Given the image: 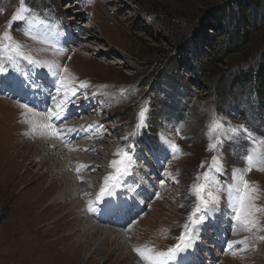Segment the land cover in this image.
Masks as SVG:
<instances>
[{"label": "rangeland", "instance_id": "1", "mask_svg": "<svg viewBox=\"0 0 264 264\" xmlns=\"http://www.w3.org/2000/svg\"><path fill=\"white\" fill-rule=\"evenodd\" d=\"M232 2L0 0V69H6L9 61H20L19 79L26 87L36 81L34 67L44 72L45 80L63 77L65 87L53 85L59 98L66 90L69 101L82 102L83 97L92 107L86 110L93 119L77 145L87 160L72 173L82 178L77 179L76 189L79 213L67 198L54 200L74 160L58 173L61 164L55 162L49 145L30 148L35 140L25 116L27 106L14 108L11 103L17 100L0 95V264H148L135 249L154 256L175 245L197 206L195 188L201 184L206 188L205 198L208 191L221 197L202 225L204 233L206 224L219 221L211 241L223 239L222 246L213 243L209 248L208 258L200 256L202 264H264V102L250 90L253 80L247 78L264 50V18L250 32L252 41L239 52L241 43L235 51L226 49L232 45L226 33L231 31L230 23L221 35L209 30V35L219 39L215 54L226 49L213 66L203 69L199 61L214 54L202 44L193 58L186 54L205 20ZM13 48L21 58L14 56ZM187 89L192 91L189 97ZM177 98L187 106L179 118L160 111L162 104L176 105ZM142 110L147 112L146 126L141 129L136 125ZM234 112L251 124V132L233 120ZM78 122L70 123L74 124V131H69L73 137L84 128ZM166 132H175L176 137L169 138ZM50 134L54 139L57 130ZM218 142V147H209ZM133 144L131 173L123 178L117 197L122 202L143 201L145 207L135 214L137 206L132 204L123 219L128 227L146 213L159 227L151 236L140 223L134 224L130 232L135 247L131 249L127 245L131 241L124 243L120 230L110 226L118 222V215L107 218L106 236L102 227H108L93 217L107 214L99 211L96 196L103 178L114 171L110 162L119 159L118 150ZM168 148L174 151L171 157L166 155ZM98 164L100 169H95ZM150 165L160 172L158 180L163 184L158 187L149 184L155 180L148 171ZM85 175L90 185L85 184ZM241 177L253 190L252 223L247 225L235 220L228 201L229 190ZM84 204L90 206L88 221L82 215ZM189 252L185 256L192 255Z\"/></svg>", "mask_w": 264, "mask_h": 264}, {"label": "bare ground", "instance_id": "2", "mask_svg": "<svg viewBox=\"0 0 264 264\" xmlns=\"http://www.w3.org/2000/svg\"><path fill=\"white\" fill-rule=\"evenodd\" d=\"M106 1H107V4H110L111 2H113V0H106ZM71 6H72V4L69 5V7H71ZM20 66H21L20 63L12 62V65L10 67H8V69L11 68L12 71H14V73L17 74V73L21 72L19 70ZM24 70H26V69H24ZM34 70H35V73L33 74V76L36 80L35 84L39 86V90H37L36 87H34L33 90H31L30 88H28V86L19 88V85L23 84L20 81L19 76L17 75L16 79H15V77H14V79L8 78L7 74H6L7 70H4L3 72H0V76L7 77V79L4 81L2 88H0V95L5 97V98L9 97L13 100H17L18 103H16V102L11 103V105L14 108H17L20 110L21 107L27 106L26 107L27 109L24 108L27 110V112L24 111L23 113L25 114V112H26L25 116H27V119H29V122H30L29 127L32 130L31 136L35 140V142H32V144H31L32 147H30V148L37 149L36 147H38V146L44 147L45 145H49L51 147L50 148L51 151L54 152L55 162L61 164V165H58V166H60V168L58 169V173L62 172L64 170V168L65 169L69 168V166L71 164L70 163L71 159L74 160V162H73L74 168L72 167V170L68 171L69 172L68 178L63 182V187L60 189V191H58L57 195L54 197V200L67 198V200L70 202V205L72 207H74L76 209V211L79 212L81 210V207H79L80 204L78 203V201H77L78 199L76 198V189H77V182H78L77 179L81 181L82 178H81L80 174H78L79 176L76 175L75 177H73L72 173H73L75 168H78V166L84 165L86 160H87V154H84L82 149L77 150V145L82 143L80 141L86 136V134L88 132V130H86V126L89 124H92L93 119L89 118V116H88V114H90L91 112H89V111L87 112L86 106L84 104H81L78 107L76 105V103H68L67 102L64 104L63 111L60 113V119L54 118L52 120H49L48 117L44 118V114L47 113V110L50 108L55 110V107H54L55 104L59 103L61 100H63L64 97L62 96V98H59V95L57 94V90H55L56 88L54 89V87H53V85L56 84L53 80H51L49 77L45 80L42 77L44 72L43 73L39 72L35 67H34ZM22 71H23V69H22ZM52 96H57V100L55 102L51 99ZM10 102H12V101H9V103ZM80 113H82V114H80ZM25 120H26V118H25ZM45 121H46V124H45ZM78 121H81V122H78ZM76 122H78L79 125L81 127H84V128L77 131V134L74 136L77 138L76 139L77 142L74 143V142H72V138L74 139V137L69 134V131H71V132L74 131L73 126ZM70 123H74V124H70ZM50 130L55 132V133L57 130V134L54 137L55 140L53 139L52 135L50 134ZM65 137L67 140H70L68 143H66ZM85 140L87 141V139H85ZM27 148H29V147H27ZM51 160H53V159H51ZM106 165H107V163L105 164V166ZM98 168H99V164L97 165V168H95V169H98ZM110 170L112 171V169H110ZM148 171L151 172V174L154 175L153 178H155V180H153V179L149 180V184L152 187H158V183L163 184V182L158 180V179H160V176H158L159 171L157 168H154L153 166L150 165ZM85 177H86L85 184L90 185V180H89L90 177H89V179H87L88 178L87 175H85ZM73 179H75V181H72ZM71 181H72V183H71ZM156 190H158V188H156ZM162 191H164L165 194L170 193V191L166 188H162ZM155 193L156 192H153L151 194V196L154 195ZM114 199L119 200V198L117 196L114 197ZM90 201H91V197H90L89 202H87V204H89ZM124 202H125L126 212L118 215L116 217V221H118V222H116L114 224L111 223L112 225H110V226L115 230H120V231L122 230V232L119 231V233H121L120 237L123 236V238H121L122 241L124 243L131 241L130 244H127V245H129V248L133 249L135 247L134 246L135 244H134L133 240L131 239V237L134 236V234H133V232L132 233L130 232V229L134 228V227H132L134 224L140 223L139 226L142 229L148 231L151 236H153V232L155 233V231L157 230L159 225L153 224L152 219L150 217H148V214L145 213L144 215H142V217L138 218L133 224H131L130 226L127 227L125 224L126 223L125 219H123V218H126V213L129 212V209H130V207H132V204H134L135 207L137 206V211H135V214L138 213V211L141 207H145V204L143 201L134 202V198L131 200H126ZM89 207L90 206H88L86 204L83 205V208L87 209V210L84 209V211L82 212V215H84V216L86 215V219H85L86 221L89 220V217H88V208ZM213 212L214 211H212L211 213H213ZM111 215L112 214L107 213V214H102L100 216L97 215V216L93 217V220L95 222L99 221V222H101L100 224H102V225L104 224L106 227H108V228L102 227L103 234H105L104 236L107 235V232L109 233V226H107V225H109V224H107L109 222H107V217H110ZM104 222H107V223H104ZM149 224L151 225L150 227H149ZM210 224H211L210 228L212 230H215L214 227H216V234L215 235H217V230L220 227V226L219 227L217 226V224H219V221H212ZM99 228H101V227H99ZM94 229H95V227H94ZM97 229H98V227H97ZM204 232H205L204 228L201 227V229L194 236H198V239L202 238L205 234ZM214 233L215 232L212 231L211 235H214ZM206 237H208V236H206ZM121 239H119V240H121ZM213 243L216 245L222 246L223 239L213 238V242L205 241L204 247L205 248H208V246L213 247L214 246ZM124 247H125L124 248L125 251H128V248L126 247L125 244H124ZM195 247L198 249V252L194 251ZM201 251H204V253L201 254V252H200V244L194 245L190 249V252H189V253H192V255L190 254L191 257L189 255L185 256V254H187V253L183 254L184 255L183 264H198V262L200 261V256H202L204 258H208V254H211V252L210 251L207 252V250H201ZM174 263L177 264L176 261H168L167 262V264H174Z\"/></svg>", "mask_w": 264, "mask_h": 264}, {"label": "snow or ice", "instance_id": "3", "mask_svg": "<svg viewBox=\"0 0 264 264\" xmlns=\"http://www.w3.org/2000/svg\"><path fill=\"white\" fill-rule=\"evenodd\" d=\"M17 17H13L15 20ZM11 39V37H8ZM11 47V46H9ZM12 51L17 52L19 56L20 53L17 49L13 48ZM8 59H12L11 56ZM3 69H0V72H3ZM7 77L0 76V88H2L4 81ZM58 87H65L63 77L55 81ZM83 86V85H82ZM28 87H36L39 90V86L33 82V85H28ZM75 95V92H73ZM51 99L55 102L57 100V96H52ZM69 101L67 90L64 92V99L59 103L55 104V110L48 109L47 116L49 120L52 119H60V113L63 111L64 104ZM146 112L147 110H142L139 113L140 123L136 125L138 128H144L146 126ZM50 126V125H49ZM216 128H219L220 125L216 124ZM219 146V142L217 144H212L209 147L214 149ZM135 145H130L128 148L121 152L117 151L115 153L119 159H113L110 162V167L114 169L112 173L106 175L103 178L102 186L100 187L99 193L96 196V203L98 209L102 213H108L112 215H120L126 212L125 202H122L118 199H114V197L118 196L117 189L121 188L122 180L125 176L131 173L132 166V149H134ZM173 149H175V145H172ZM216 160V157H213ZM251 157H249V160ZM208 174L205 173V180L207 182ZM252 191L249 187V182L244 180L243 177L240 178V183L229 190L228 193V201L231 205V208L234 212V218L236 221H241L245 225L252 223L249 220V217L253 214V195ZM206 188L204 184L198 185L195 188L196 199L198 201L197 206L193 209L192 213L188 216V223H186L184 227V231L179 235L178 242L169 247L166 252H159L153 255H146L144 252H141L140 249H135L141 257L148 261V264H167L168 261H176L177 264H183L184 255L188 253L189 250L194 246L195 239H198V236L194 237L202 227V225L208 219V215L210 212L214 211L215 205L219 203L221 197L218 195H214L212 192L208 191L206 193L207 198H205ZM90 211L92 209H89ZM258 210V209H257Z\"/></svg>", "mask_w": 264, "mask_h": 264}, {"label": "trees", "instance_id": "4", "mask_svg": "<svg viewBox=\"0 0 264 264\" xmlns=\"http://www.w3.org/2000/svg\"><path fill=\"white\" fill-rule=\"evenodd\" d=\"M212 16V18L205 20L201 33L196 35L195 41L190 43V47L188 46L186 52V54L189 53L190 58H193L199 51L200 44H202L204 48L208 49L209 52L213 50L214 54H212V56L208 55L210 56V58L205 57L204 60H199L203 64V69L213 66L218 61H221L222 55L224 54L226 49L227 51H235L241 43L242 46L238 48L237 51L239 52L242 51L243 48H245L247 44L252 41L253 35L251 36L250 32L252 30H255L258 22H260V20L264 18V0H234V2H232V6H227L224 9L220 8ZM226 23H230L231 31L226 33L231 36L232 45L228 46L227 48L225 47V45H223V48H226L225 51L221 50L218 54H215V51H217L216 42L217 40H219L217 39L218 35L221 31H223L224 28H226ZM209 30H211L210 34L217 33L218 35H209ZM221 34L222 33H220V35ZM259 49L260 48H257L256 51H258ZM200 68L201 67H198V70ZM239 69V71H241L240 73H242V75L244 76V72H242L244 71V69L241 65L239 66ZM251 73H253L252 78ZM247 78L253 80V85L250 87V90H253L257 97L259 96V98H261V102H264V50L259 56L257 63L252 66V71L248 73ZM169 80L174 85L175 83H177L174 76H171ZM177 85L179 87V84ZM187 93L189 97V95L191 96L192 91L187 89ZM174 97H178V94ZM178 98L176 99V105H172L170 103L162 104L160 111H164V113H167L168 115H173L179 118V116L185 111L187 106L183 105ZM150 121L152 123L154 122L152 120ZM150 126L152 127V125Z\"/></svg>", "mask_w": 264, "mask_h": 264}, {"label": "built area", "instance_id": "5", "mask_svg": "<svg viewBox=\"0 0 264 264\" xmlns=\"http://www.w3.org/2000/svg\"><path fill=\"white\" fill-rule=\"evenodd\" d=\"M242 121H245V119H242Z\"/></svg>", "mask_w": 264, "mask_h": 264}]
</instances>
